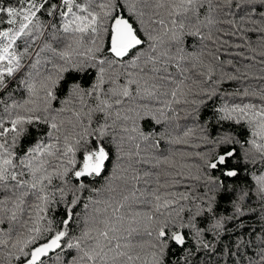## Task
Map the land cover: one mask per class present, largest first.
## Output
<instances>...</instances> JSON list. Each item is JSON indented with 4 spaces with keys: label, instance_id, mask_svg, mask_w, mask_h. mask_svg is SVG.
<instances>
[{
    "label": "snow or ice",
    "instance_id": "obj_1",
    "mask_svg": "<svg viewBox=\"0 0 264 264\" xmlns=\"http://www.w3.org/2000/svg\"><path fill=\"white\" fill-rule=\"evenodd\" d=\"M0 264H264V0H0Z\"/></svg>",
    "mask_w": 264,
    "mask_h": 264
}]
</instances>
